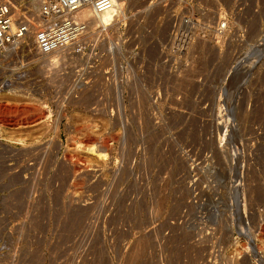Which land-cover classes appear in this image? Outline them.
I'll return each mask as SVG.
<instances>
[{"label":"rangeland","instance_id":"obj_1","mask_svg":"<svg viewBox=\"0 0 264 264\" xmlns=\"http://www.w3.org/2000/svg\"><path fill=\"white\" fill-rule=\"evenodd\" d=\"M126 7L133 14L131 21L124 22L126 53L111 54L104 61L110 68V83L103 84L100 77L93 87L82 83L77 101L62 110V116L56 118L47 103L23 101L0 91V167L6 164L5 173L4 167L0 168V242L13 233L24 243L19 247L0 244V264H10L15 256L21 264H71L77 250L85 258V241L80 245L74 241L88 216L86 206L81 204L89 193L104 191L110 194L114 217H124L130 225L124 264H139V257H146L151 238L143 233L148 227L157 226L161 234L172 228V222L171 264H202L201 249L185 245L201 233L195 227L202 220L197 219L195 207H190L191 215L183 216L189 197L184 151L191 149L197 163L202 160L198 152L201 146L219 160L223 178L218 200L223 212L222 239L231 240L227 226L232 223V178H238L237 209L243 213L242 223L247 220L255 230L259 218V223L263 222L256 238H251V249L245 243L240 247L236 244L238 258L233 264H264L261 23L251 37V43L259 38L254 55L231 76L235 102L231 104L232 119H228L220 117L216 98L235 55L229 49L220 54L213 42L200 43L195 53L186 56L164 55L161 43L166 30L157 21L160 10L150 15L143 0H129ZM79 60L81 65L83 59ZM93 105L99 110H93ZM51 107L56 113V106ZM19 122L28 124V128L18 130L15 125ZM227 128L226 140L221 142ZM19 137H24L23 145L16 141ZM231 143L240 149L234 166L226 148ZM104 146L106 158L89 152L90 147L98 150ZM208 202L214 205L211 198ZM26 211L31 214V226L24 231L19 225L10 229ZM180 225L190 230L183 238ZM140 261L143 264L142 258Z\"/></svg>","mask_w":264,"mask_h":264},{"label":"built area","instance_id":"obj_2","mask_svg":"<svg viewBox=\"0 0 264 264\" xmlns=\"http://www.w3.org/2000/svg\"><path fill=\"white\" fill-rule=\"evenodd\" d=\"M143 2L148 5L150 15L160 10L161 14L156 20L166 30L164 41L161 43L164 55L193 54L197 45L208 42L215 43V49L220 54L229 49L235 55L225 80L217 90L216 98L220 117L232 119L231 104L235 100L231 97V76L239 70L244 61L254 55L255 44L259 38L255 43H251V37L256 25L261 23L260 29H264V0ZM116 7V0H0V89L17 92L21 99L45 101L57 118L62 116V110L77 101L82 83L93 87L98 84L100 77L103 84H109L110 68L106 67L104 61L114 53L125 55V21H131L133 14L127 11V7L122 16L114 11L112 23L97 24L93 31L92 23L83 13L89 9L94 16H99ZM125 15L127 18H124ZM54 52L59 54L55 62H46L47 56ZM81 57L85 60L79 65ZM99 70L101 71L98 72ZM51 105L56 106V113ZM92 109L99 110L97 105H93ZM231 122L232 120L229 126L232 127ZM227 131L228 128L224 134ZM227 135L228 133L222 138L220 136V141H225ZM222 147L220 146V149ZM226 148L232 165H236L239 145L231 143ZM190 151L191 149L184 151V157L188 161L186 177L189 197L183 216L191 215L190 207H195L196 217L202 220V223L194 226L201 233L195 234L194 240L185 245L191 244L198 250L201 249L204 253L202 264H233L238 258L236 244L240 247L241 243H245V246L251 249V238L259 233L263 222L259 223V218L258 228L255 230H252L247 220L245 224L242 223L240 215L243 213L237 209L238 178L236 181L232 178L231 210L229 208L232 223L229 228L227 226L231 240L225 242L222 239L223 212L218 202L222 197L220 187L223 180L219 160L216 154L201 146L198 152L200 151L202 160L196 163ZM75 196L81 199L78 195ZM109 197L110 194L106 191L97 195L89 193L85 203L81 204L86 206L88 216L83 228L75 234L74 241L76 245L85 241L88 250L85 258L81 257L77 250L71 264H124V255L129 244L126 235L130 225L124 217H114L113 203ZM209 198L213 200L214 205L208 202ZM30 215L29 211L21 213L10 229H14L15 225H19L23 231L29 228L32 223ZM13 222L14 219L11 223ZM170 225L172 228L170 226V229L161 234L157 232V226H150L145 230L146 233L142 232L151 238V243L146 249V257L140 256L137 263L140 264L142 258L143 264H171L174 256L171 247L174 236L173 222ZM179 227L184 230L181 231L183 238L190 231L189 226ZM240 235H243L245 240H241ZM0 244L9 247L24 245L22 239L13 233ZM15 257H12L9 263L21 264L20 259Z\"/></svg>","mask_w":264,"mask_h":264},{"label":"bare ground","instance_id":"obj_3","mask_svg":"<svg viewBox=\"0 0 264 264\" xmlns=\"http://www.w3.org/2000/svg\"><path fill=\"white\" fill-rule=\"evenodd\" d=\"M129 0H116V4H117V7L115 8V9H113V10H109V11H107V12H105V13H103V14H101V15H99V16H94L91 12H90V10L89 9H86L85 11H84V13H83V15H84V17L85 18H87V19H89L90 20V22L92 23L91 24V29L94 31L95 29H96V27L95 28H92V25L93 26H97V24H106V25H108V24H110V23H112V19H113V15H114V11H116V13H118L119 15H123L124 13H125V10H126V4H127V2H128ZM130 3V2H129ZM58 53H56V52H54V53H52V54H50V55H48L47 56V58H46V62H50V61H52V63L53 62H55V60H56V58L58 57ZM80 57V56H79ZM79 59H82V57L81 58H79ZM83 60H85V59H83ZM47 65H48V63H47ZM1 91V93H4V94H10V95H12V96H19L20 94H18L17 92H9V91H3V90H0ZM0 96H3V95H0ZM16 97V98H17ZM1 98V97H0ZM18 99H21V98H18ZM5 100V99H4ZM23 101H29V100H25L24 98H23ZM2 102V101H1ZM7 102V101H6ZM29 102H35V103H41L39 100L38 101H35V100H31V101H29ZM3 103H5V102H3ZM43 103V102H42ZM44 103H45V101H44ZM46 104V103H45ZM1 105V104H0ZM3 105V104H2ZM47 105V104H46ZM48 107V106H47ZM48 109H49V107H48ZM17 111V110H16ZM15 111V112H16ZM15 112L13 111V113L15 114ZM22 112V111H21ZM21 112H19V113H21ZM53 112V111H52ZM7 115H8V111H6L5 112ZM17 113H18V111H17ZM16 113V114H17ZM17 116V115H16ZM17 119V118H16ZM9 124V123H8ZM27 125L28 124H26V123H20L19 122V124L17 123L15 126H16V128H18V130H26L28 127H27ZM8 127V126H7ZM34 127V126H33ZM4 128V127H3ZM13 127H11V129H12ZM17 130V129H16ZM3 132V131H2ZM12 132V131H11ZM19 132V131H18ZM8 133V132H7ZM23 133V132H22ZM16 134V133H15ZM23 136V135H22ZM9 137V136H8ZM7 137V138H8ZM18 137V136H17ZM16 137V138H17ZM21 137V136H20ZM19 137V138H20ZM26 137V136H25ZM12 138V137H11ZM11 138H9V139H11ZM14 138V137H13ZM23 138L24 137H22V139L20 138V139H16V141L17 142H22V145H23V143H24V141L25 140H23ZM94 140V139H93ZM12 141V140H11ZM13 141H14V139H13ZM15 141V142H16ZM16 142V143H17ZM21 144V143H20ZM1 145V144H0ZM25 145V144H24ZM78 148V147H77ZM88 149V148H87ZM78 151V150H77ZM92 152V153H97L101 158H106L108 155H107V153H106V146H104L103 148H101V149H95L94 147H90L89 148V152ZM25 158V157H24ZM100 159V158H99ZM92 161V160H91ZM6 163V162H5ZM1 166H2V168H3V171H4V173H5V167H6V164L5 165H2V163H1ZM1 168V167H0ZM1 168V169H2ZM9 169V168H8ZM2 171V172H3ZM3 173V174H4ZM6 174L8 175V171H6ZM5 174V177L7 176ZM9 174H11V173H9ZM8 176H10V175H8ZM7 176V178H9ZM11 177H12V175H11ZM2 178V177H1ZM14 179V178H13ZM8 181H10V180H8ZM6 187V186H5ZM4 189V188H3ZM260 193V192H259ZM13 197V196H12ZM16 198V197H15ZM263 230H264V227H263ZM254 250H256V249H254ZM263 260V259H262ZM260 262V261H259Z\"/></svg>","mask_w":264,"mask_h":264}]
</instances>
